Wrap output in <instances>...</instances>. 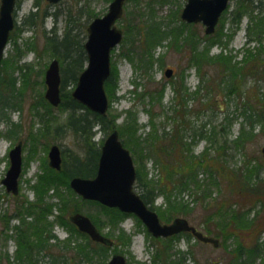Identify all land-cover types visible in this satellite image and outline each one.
Masks as SVG:
<instances>
[{"label":"rangeland","instance_id":"1","mask_svg":"<svg viewBox=\"0 0 264 264\" xmlns=\"http://www.w3.org/2000/svg\"><path fill=\"white\" fill-rule=\"evenodd\" d=\"M111 1L62 0L52 5L47 0H18L17 27L0 64L1 72L18 84L14 97L0 100V264H27L19 237L44 247L33 248L32 259L38 264L67 263L75 257V243H86L84 237H78L73 248L65 242L68 226L62 222L69 220L79 197L66 175L48 167L52 145L62 148L66 162L82 147L66 124L69 112L45 99V73L55 58L46 37L70 27L85 42L90 22L105 15ZM186 1L125 3L117 21L124 38L111 57L114 82L109 85L107 116L115 120L131 151L139 180L155 190L162 175L147 151L152 129L158 135L178 131L182 148H170L173 139L167 144L170 156L183 152L184 159L195 160L199 167L193 179L176 177L178 183L168 195L157 194L154 210L165 224L186 218L219 245L192 234L159 241L137 217L117 219L103 206L88 204L83 213L98 218L100 232L113 245L102 259L97 255L79 264H104L115 254L125 256L128 264H163L162 250L165 264H264V0H231L212 35H206L201 23L181 19ZM34 11L40 12L37 22L22 24ZM45 11L50 15L42 20ZM152 24V31L166 38L151 45L153 62L143 58L141 71L138 60L144 47L139 34L148 33ZM167 69L174 71L170 78ZM111 132L98 131L93 141L100 145ZM18 143L23 169L15 196L2 181L10 168L9 152ZM48 175L52 178L44 183ZM31 204L38 209L29 208ZM51 235L57 239L46 242Z\"/></svg>","mask_w":264,"mask_h":264},{"label":"water","instance_id":"2","mask_svg":"<svg viewBox=\"0 0 264 264\" xmlns=\"http://www.w3.org/2000/svg\"><path fill=\"white\" fill-rule=\"evenodd\" d=\"M56 4L61 0H48ZM128 0H113L108 12L95 18L88 26V39L84 44L88 64L79 76L76 88L72 92L75 100L85 105L91 111L106 115L109 109V99L105 83L111 76V53L123 39V30L117 26V21L123 16L124 5ZM230 0H187L181 18L186 23L202 22L206 34H213L216 26L227 9ZM16 0H1L0 4V63L5 54L10 34L15 27L13 13ZM172 69L165 71L170 78ZM45 83L47 91L45 98L53 105L59 106L61 99L60 63L57 59L49 65L46 71ZM264 156V148L262 149ZM11 166L3 184L8 192L18 194L19 177L22 172V144L19 143L10 152ZM62 152L58 145H53L49 151V165L62 169ZM136 169L130 151L120 140L118 131L111 133L104 142L99 159L97 175L94 178L73 177L70 181L72 190L84 200L96 201L110 208H118L124 213L135 214L155 238H168L184 232H191L194 237L204 243H212L215 247L219 241L204 235L190 224L186 218H175L169 224H163L158 214L150 209L145 201L134 190ZM70 220L80 231L88 234L95 242L112 246L113 241L101 234L92 220L82 214L75 213ZM104 264H128L125 256L115 254Z\"/></svg>","mask_w":264,"mask_h":264},{"label":"trees","instance_id":"3","mask_svg":"<svg viewBox=\"0 0 264 264\" xmlns=\"http://www.w3.org/2000/svg\"><path fill=\"white\" fill-rule=\"evenodd\" d=\"M35 6L36 8H38L37 7L38 5ZM243 7L246 9V12L249 11L252 15L251 17H253V12L248 9V5H245ZM39 14L40 12L38 11L32 12L28 17H26L23 20L22 24L23 23L26 24V22L35 24L37 22ZM49 15L50 14H48L45 11L42 20H45V18L48 17ZM150 27L151 29H149L148 33L149 32L151 33L152 29H155L156 26L154 27L152 24L150 25ZM152 32H153V34L151 33L152 35H148L147 32L146 33L142 32V35L139 34V39L142 36V47H144L141 52V56L139 57L138 60L139 69L141 71H145V63L143 62L145 61V59L148 60L149 62H153L151 45L153 43L156 44L159 42V40L166 38L164 37L165 33L164 34L161 33V35H158L155 34L154 31ZM126 33H129V31L127 32L125 31V34ZM83 45H84V39L79 38L77 30L70 27L67 30H65V32L61 33V35H58L57 32L52 31L51 35H48L46 37V46H48L53 56L59 59L61 62L62 102L59 107H62L69 112L66 124L69 130L73 131L79 137V140L81 139L80 140L81 141L80 145L82 147L81 153L73 154L70 158V161L67 162L63 161V167L61 171H56L51 168V170L57 174L66 175L69 178V180L72 177L93 178L97 173L102 144L99 145L95 141H93V135L95 134L94 128L98 126L100 128V131L105 130L108 133L117 128L115 125L116 124L115 120H112L107 115L101 116L90 111L87 107L76 101L72 97L70 92H66V93L63 92L65 89H68L69 87L73 88L76 85L80 74L85 68L87 55ZM132 56L134 57V55ZM133 57L131 59L132 62H133ZM134 58L136 61L137 60L136 57ZM6 75H7L6 73L1 72L0 70V100L4 98L5 95H10V97H14L13 95H16L18 90L17 82L12 80V78H9ZM113 78L114 76L112 74L105 84L107 94L109 95L111 101H112V97L109 93V85L114 82ZM152 131H153L152 134L153 138L150 139L151 145L148 146L147 151L151 152L152 155L155 157L154 161L161 170V175H162L161 181L157 189L155 190L154 188L149 187L148 183L143 184L139 180V177L137 176L135 189L141 195L145 203L151 209L154 210L153 203L155 201L157 194H161L164 192L163 194L166 195L168 192H170L173 189V186L178 183V181H176V177L177 179H179V181L180 180L183 181L184 178H188V176L189 178L193 179L196 175V169L197 167H199V164L195 160L184 159L182 150H180L182 153H178L174 156H170V152H169L170 148H172L173 150L175 149L176 151L178 150V148L180 147L182 148V143H181L182 139L178 135V131H173L172 133L165 131L163 135H158L155 128L154 130L152 129ZM173 139L175 140V142L173 143V146L171 147L169 146L170 147L169 148L167 144H171ZM185 170H188V173H185L184 172ZM44 175H47V172ZM49 178L52 177H50V175L45 176L43 179L45 181L44 183L50 181ZM163 188H165V190H163ZM76 200H77L76 205L74 206L73 204V209L70 212L71 215L76 212H83L85 205L98 204L92 201H83L81 198H77ZM40 201L41 204L45 206L43 200ZM37 206L36 204H31L28 207L29 208L31 207L32 209H35L36 207L38 209ZM104 208H105L104 211L106 210L109 214H112L117 219L121 218L122 220L126 216H128V214L122 213L118 209L107 208V207ZM86 214L91 217L92 221L95 223L97 228L100 229L98 218L95 217L94 214H91L90 212ZM185 214H187V212ZM170 216H172V214ZM160 219L162 220L163 217H161ZM62 223H66L68 226L67 232L69 233V236L65 242H67L69 245H72V248H73V244L77 241L78 237H84L86 240L85 244H82L80 242L75 243L77 246V250L75 252V257L73 259H77L78 264L79 262L90 263V261L94 258V256L97 255L99 257L98 259H102L104 257L103 253L108 248V246L92 241L87 234L80 232L78 228L73 223L70 222V220H66L65 222ZM186 234L191 235V233H186ZM177 237L178 236L176 235L169 237L167 239L159 238L158 240L168 241V240H173ZM53 239H57V237L55 235H51V237L46 238L47 240L46 242H49L50 240ZM18 244L20 247L22 259H24L27 262V264H38L36 260L32 259L33 248L35 247L44 248V247L40 243L37 242L33 243L32 241H30V239L23 240L22 237L18 238ZM129 244L130 243H128V245ZM46 248H48V245H46ZM73 259L71 258L69 261H67V263L62 261L60 264H74L72 262ZM166 260L167 258L165 257V250H162L159 261L165 264Z\"/></svg>","mask_w":264,"mask_h":264},{"label":"flooded vegetation","instance_id":"4","mask_svg":"<svg viewBox=\"0 0 264 264\" xmlns=\"http://www.w3.org/2000/svg\"><path fill=\"white\" fill-rule=\"evenodd\" d=\"M10 193H11V192H10ZM12 194H13V193H12ZM18 194H19V192H18ZM18 194H13V195H15V196H16V195H18Z\"/></svg>","mask_w":264,"mask_h":264}]
</instances>
